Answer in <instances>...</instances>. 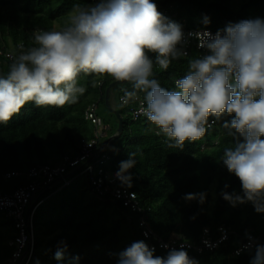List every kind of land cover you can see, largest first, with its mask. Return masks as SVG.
I'll return each instance as SVG.
<instances>
[{"label": "trees", "instance_id": "16d2710c", "mask_svg": "<svg viewBox=\"0 0 264 264\" xmlns=\"http://www.w3.org/2000/svg\"><path fill=\"white\" fill-rule=\"evenodd\" d=\"M92 2L0 0V46L10 48L18 42L24 48L36 46V32L64 27L74 5H91ZM152 2L158 11L171 3L178 17L185 19L187 27L225 29L230 22L264 19V0ZM195 58H198L197 52L191 50L188 55L173 60L167 70H162L155 63L156 53L150 52L152 78L158 80L161 87L173 90L175 80L187 74L188 62ZM11 63L0 57V75L8 72ZM113 80L107 75L81 73L77 83L85 91L78 94L76 103L57 108L37 107L29 102L8 123H0V190L9 193L27 184L30 179L26 172L32 166L55 165L64 155H76L81 138L92 135L93 126L84 118V109L96 102L99 116L98 104L100 101L105 104L104 91ZM93 81L100 83L93 86ZM125 90L131 91L132 84L119 83L109 89V104L119 110L123 123L121 133L103 146V151L109 155L103 166L119 170L121 161L128 160L129 154L134 152L137 163L124 173L131 176L130 185L121 183L135 192L149 227L158 236L165 240L176 237L196 242L204 226L213 230L218 225H228L239 235L247 230L256 238V243L237 255L231 254L239 244L233 235L214 251L184 250L199 264H250L255 246L264 245V213H258L250 201L233 206L222 195L224 192L243 195L239 178L229 173L222 162L224 149L242 140L238 134H229V129L223 126L234 114L225 113L219 120L210 115L209 120L214 122L204 137L195 142L186 141L183 149L174 148L156 126L150 128L145 116L131 120L125 114L132 104L129 101L128 106L121 105L119 97L125 95ZM109 125L107 137L116 133L117 119L114 125ZM14 171L20 174L5 176ZM198 193L206 194L203 202L198 197L185 199L187 194ZM41 197L43 200L32 218L33 247L27 264H117L118 254L132 242L143 240L147 244L151 241L142 234L138 222L140 212L131 211L109 196L96 195L84 175L59 189L58 184H52L43 190ZM14 234L12 219L0 213V262L10 254L12 249L7 241ZM62 241L67 249L64 259L57 260L55 253ZM168 251L157 247L154 254L166 256ZM76 257L78 261L74 260Z\"/></svg>", "mask_w": 264, "mask_h": 264}, {"label": "clouds", "instance_id": "9594fccd", "mask_svg": "<svg viewBox=\"0 0 264 264\" xmlns=\"http://www.w3.org/2000/svg\"><path fill=\"white\" fill-rule=\"evenodd\" d=\"M207 35L203 46L209 54L189 60L187 74L167 90L152 78L153 61L146 50L156 53L155 63L162 70L186 56L178 47L184 42L180 24L159 12L152 0L74 5L64 27L36 32V46L23 51L21 44L8 72L0 75V123H8L29 102L57 108L76 103L85 91L77 83L81 73L131 83L122 103L143 93L142 114L174 148L204 137L210 115L219 120L225 113L234 114L223 126L242 140L224 149L222 162L239 178L243 195H222L233 206L250 201L264 213V19L230 22L214 36ZM98 83L93 81V86ZM136 163L134 152L120 163L117 176L129 185L131 176L124 173ZM205 195L187 194L185 199L203 202ZM66 249L62 241L55 258L63 260ZM154 253L143 240L134 241L118 254L117 264H199L182 247L166 256ZM250 264H264V245L255 246Z\"/></svg>", "mask_w": 264, "mask_h": 264}, {"label": "built area", "instance_id": "2783aa9c", "mask_svg": "<svg viewBox=\"0 0 264 264\" xmlns=\"http://www.w3.org/2000/svg\"><path fill=\"white\" fill-rule=\"evenodd\" d=\"M98 0H93L95 4ZM165 17L177 22L182 26L184 32V42L178 47L187 55L191 50L197 52L198 58L209 54V50L203 46V41L208 38V33L214 36L223 29H211L205 27H187L184 18L178 17V14L171 3L159 9ZM18 42L13 47L6 48L0 46V57L13 62L15 57L22 51ZM33 47V46H32ZM30 47L24 48L27 51ZM177 80V79H176ZM175 80V81H176ZM143 93H139L138 99L132 101V104L124 105L122 97L119 101L122 106H128L125 113L131 120H136L142 114ZM96 102L89 103L83 112L86 120H89L93 126L92 135L80 140V148L76 155H64L61 161L55 165L42 164L30 167L26 176L30 179L27 184L16 187L12 192H3L0 190V213L5 217L12 219L15 228V234L9 238L7 244L11 247L10 254L0 262V264H27L33 247V224L32 218L35 209L42 202L41 193L52 184H58V189L69 185L76 177L85 176L91 191L98 196H109L114 200H119L122 205L128 207L131 211L140 212L139 225L142 228V234L145 238L151 239L147 245L150 248H162L170 250L172 248L192 249L197 253L203 251H214L220 244L228 240L232 235L238 239L236 246L231 254L237 255L243 250L251 249L256 243V238L245 230L243 234L234 230L228 225H218L213 230L209 226H204L196 242L189 240H180L171 237L168 240L158 236L148 225L145 214L139 205L135 192L122 186V180L117 176L119 170L107 169L103 163L109 159L108 152L103 151V144L108 136L110 125L96 114ZM150 122V121H149ZM214 121L209 120V125ZM155 125L150 122V128ZM101 146L98 148V145ZM106 145V144H105ZM20 174L17 171L6 173L5 176ZM125 175V174H124ZM30 206L26 214V208ZM152 240H155L152 241Z\"/></svg>", "mask_w": 264, "mask_h": 264}, {"label": "water", "instance_id": "95a60500", "mask_svg": "<svg viewBox=\"0 0 264 264\" xmlns=\"http://www.w3.org/2000/svg\"><path fill=\"white\" fill-rule=\"evenodd\" d=\"M146 54L150 58V51L146 50ZM119 83H123V82L113 80L112 82H110L107 85V87L105 88V91H104V101H105V104H106L107 108L115 115V117L117 119V128H116V133L114 135H111V136L107 137L103 145H105L111 138L117 137L121 133V131H122V123H123V120H122V117H121V115L119 113V110L118 109H113L110 106L109 101H108V94H109L110 87H112V86H114L116 84H119ZM29 210H30V206H27V208H26V214L29 212Z\"/></svg>", "mask_w": 264, "mask_h": 264}, {"label": "rangeland", "instance_id": "374dc122", "mask_svg": "<svg viewBox=\"0 0 264 264\" xmlns=\"http://www.w3.org/2000/svg\"><path fill=\"white\" fill-rule=\"evenodd\" d=\"M72 12H73V7L70 9V11L68 13L69 17L71 16ZM55 25H57V24H55ZM116 90H117V88H115L113 92H116ZM97 112H98L99 116L103 117L107 121V123H109L111 125H114L116 123L115 115L107 108V106L105 104H103L102 101H100V103L98 104ZM121 112L124 115V111L122 110ZM123 117H125V119H126L125 115Z\"/></svg>", "mask_w": 264, "mask_h": 264}, {"label": "crops", "instance_id": "0c3cea01", "mask_svg": "<svg viewBox=\"0 0 264 264\" xmlns=\"http://www.w3.org/2000/svg\"><path fill=\"white\" fill-rule=\"evenodd\" d=\"M81 6V5H80Z\"/></svg>", "mask_w": 264, "mask_h": 264}]
</instances>
